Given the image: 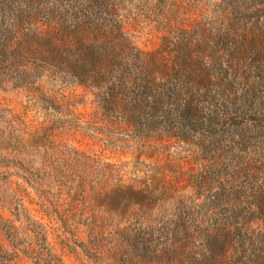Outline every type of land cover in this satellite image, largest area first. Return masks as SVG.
<instances>
[{
  "label": "rangeland",
  "instance_id": "rangeland-1",
  "mask_svg": "<svg viewBox=\"0 0 264 264\" xmlns=\"http://www.w3.org/2000/svg\"><path fill=\"white\" fill-rule=\"evenodd\" d=\"M32 1L38 19L55 8ZM218 1L97 0L98 20L154 51L170 30L208 23ZM34 81L0 87V264H200L224 254L206 230L227 203L209 195L226 194L218 183L197 192L190 151L131 132L128 104L103 109L96 99L109 85Z\"/></svg>",
  "mask_w": 264,
  "mask_h": 264
},
{
  "label": "trees",
  "instance_id": "trees-1",
  "mask_svg": "<svg viewBox=\"0 0 264 264\" xmlns=\"http://www.w3.org/2000/svg\"><path fill=\"white\" fill-rule=\"evenodd\" d=\"M53 1L38 19L32 0H0V87L29 90L41 76L109 85L94 92L103 109L128 104L131 132L195 156L188 177L197 192L222 184L226 196L215 190L209 201L226 199V208L206 231L224 254L199 263L264 264V233L251 227L264 229V0H219L208 23L170 30L154 51L102 25L97 0ZM119 85L128 95H116Z\"/></svg>",
  "mask_w": 264,
  "mask_h": 264
}]
</instances>
